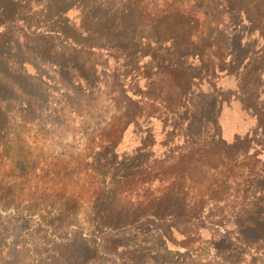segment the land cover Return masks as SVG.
<instances>
[{
    "label": "trees",
    "instance_id": "trees-1",
    "mask_svg": "<svg viewBox=\"0 0 264 264\" xmlns=\"http://www.w3.org/2000/svg\"><path fill=\"white\" fill-rule=\"evenodd\" d=\"M200 246L264 264V5L0 0V264H211Z\"/></svg>",
    "mask_w": 264,
    "mask_h": 264
},
{
    "label": "rangeland",
    "instance_id": "rangeland-1",
    "mask_svg": "<svg viewBox=\"0 0 264 264\" xmlns=\"http://www.w3.org/2000/svg\"><path fill=\"white\" fill-rule=\"evenodd\" d=\"M258 3L264 5V0H257ZM71 18H74L73 15L71 14ZM116 66V63L111 62V68H109V70H113V68ZM107 98H109V94L107 92H104L99 98H97L98 100L91 101L89 102L88 106H90L91 110L93 109V107L97 104H101L104 100H106ZM56 99H58L57 97L54 96L53 101H57ZM52 108H55V105H53ZM224 121H225V125L229 128V134L232 135L234 133H241L242 131V123L238 117V115L236 113H234L233 111L227 110L224 112ZM73 126H71V130L68 131H62L59 132L57 131V134L54 135V140L53 141H49L48 145H53V147L51 148V150H44L47 153H55L56 156H61L64 154V151L67 150V145H69V143H71L72 141V135H73V130L74 128ZM138 144V142L133 138V137H129L125 140V142L123 143V145H121L119 147L120 152H124L125 150H129L131 148H134L136 145ZM197 248V257L198 259L201 260H211V264H219V262H215L214 257V252H208L207 247H196ZM206 248V250H205ZM201 254V255H200ZM198 262V260H197Z\"/></svg>",
    "mask_w": 264,
    "mask_h": 264
}]
</instances>
